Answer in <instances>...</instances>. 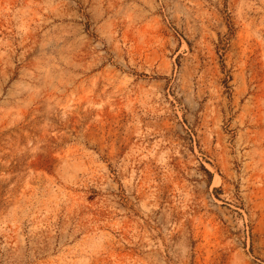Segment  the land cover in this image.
Returning <instances> with one entry per match:
<instances>
[{
  "label": "rangeland",
  "instance_id": "obj_1",
  "mask_svg": "<svg viewBox=\"0 0 264 264\" xmlns=\"http://www.w3.org/2000/svg\"><path fill=\"white\" fill-rule=\"evenodd\" d=\"M0 264H264V0H0Z\"/></svg>",
  "mask_w": 264,
  "mask_h": 264
}]
</instances>
